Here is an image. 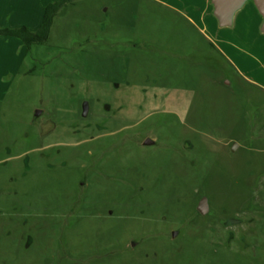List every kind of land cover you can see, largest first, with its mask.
<instances>
[{"label": "rangeland", "instance_id": "374dc122", "mask_svg": "<svg viewBox=\"0 0 264 264\" xmlns=\"http://www.w3.org/2000/svg\"><path fill=\"white\" fill-rule=\"evenodd\" d=\"M204 1L73 0L44 43L0 35V264H264L262 18Z\"/></svg>", "mask_w": 264, "mask_h": 264}, {"label": "crops", "instance_id": "0c3cea01", "mask_svg": "<svg viewBox=\"0 0 264 264\" xmlns=\"http://www.w3.org/2000/svg\"><path fill=\"white\" fill-rule=\"evenodd\" d=\"M50 1L53 0H0V3L4 2V4L2 3L4 6L11 7L10 10L8 8L6 10L0 9V22H3V18L8 11L9 26H16V23L13 22H21V24H28L27 26L31 30H35L41 21L44 6ZM5 3H8V5ZM208 4L209 0H205L202 6L194 7V10H192L198 20H201L207 14ZM13 17L14 19H12ZM7 41L15 45L19 52L23 50V43L19 39L8 38ZM251 82L257 84L254 80H251Z\"/></svg>", "mask_w": 264, "mask_h": 264}, {"label": "water", "instance_id": "95a60500", "mask_svg": "<svg viewBox=\"0 0 264 264\" xmlns=\"http://www.w3.org/2000/svg\"><path fill=\"white\" fill-rule=\"evenodd\" d=\"M249 0H210L212 5V14L217 20L220 27H229L233 24L234 16L238 10ZM253 2L257 12L262 18L261 31L264 32V0H250ZM39 113V112H37ZM88 113V104L84 102L82 104V116L85 117ZM154 141L150 138H146L143 141V145H152ZM207 198H200L197 204V211L200 214H206L208 212ZM176 232H173L175 236Z\"/></svg>", "mask_w": 264, "mask_h": 264}, {"label": "trees", "instance_id": "16d2710c", "mask_svg": "<svg viewBox=\"0 0 264 264\" xmlns=\"http://www.w3.org/2000/svg\"><path fill=\"white\" fill-rule=\"evenodd\" d=\"M73 0H54L47 3L43 8V13L39 26L31 30L26 26L14 28H0V35L18 38L26 47L30 49L33 44L44 43L49 35L53 19L58 11L67 3Z\"/></svg>", "mask_w": 264, "mask_h": 264}]
</instances>
